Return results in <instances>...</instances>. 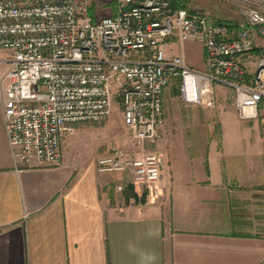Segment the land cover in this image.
<instances>
[{
  "label": "built area",
  "instance_id": "2783aa9c",
  "mask_svg": "<svg viewBox=\"0 0 264 264\" xmlns=\"http://www.w3.org/2000/svg\"><path fill=\"white\" fill-rule=\"evenodd\" d=\"M227 1L241 8L235 28L171 0H116L104 16L90 14V0H0V101L16 168L60 164L65 138L105 122L118 96L133 149L111 148L96 171L126 174L154 199L164 162L146 145L162 139L172 81L187 104L214 106L221 86L240 119L264 108V0ZM174 38L201 43L204 69L168 53ZM254 48L261 54L249 71Z\"/></svg>",
  "mask_w": 264,
  "mask_h": 264
},
{
  "label": "crops",
  "instance_id": "0c3cea01",
  "mask_svg": "<svg viewBox=\"0 0 264 264\" xmlns=\"http://www.w3.org/2000/svg\"><path fill=\"white\" fill-rule=\"evenodd\" d=\"M193 46L204 69L201 43L174 38L167 48L189 64L185 51ZM174 129L164 122L154 145L164 162L157 196L125 204L114 194L120 173L69 159L66 138L60 164L16 168L0 101V264H262L264 234L246 216V193L224 173L216 146L197 139L188 155Z\"/></svg>",
  "mask_w": 264,
  "mask_h": 264
},
{
  "label": "rangeland",
  "instance_id": "374dc122",
  "mask_svg": "<svg viewBox=\"0 0 264 264\" xmlns=\"http://www.w3.org/2000/svg\"><path fill=\"white\" fill-rule=\"evenodd\" d=\"M25 2L27 0H17ZM116 0H90V9L96 16H104L114 12ZM188 10H198L194 4L208 6L211 15L220 20L237 23L240 19V6L227 0H171ZM193 7V8H192ZM186 55L192 68L202 69V57L198 46H193ZM261 49L254 48L250 53L249 71L254 70ZM178 83L172 81L165 90L163 97L164 122L170 123L175 129L173 137L178 140L179 148L191 155L198 148L197 139L214 144L222 157L223 171L229 174L234 187L246 193L243 208L246 216L255 223L254 229L264 234V108L257 117L251 120L240 119L232 104V93L228 89H214L215 103L212 107L192 105L183 102L177 89ZM84 130L89 134H83ZM163 138V136H162ZM63 150L69 159L82 163L88 158L96 160L114 147L127 151L133 149L132 140L123 125L120 98L115 96L112 101L110 117L103 123L79 125L75 132L66 137ZM162 140V139H161ZM203 143V142H202ZM149 151L154 145H146ZM156 151V150H153ZM118 174V173H116ZM120 179L113 182L114 194H123L127 187L136 195L124 203L141 202L142 196L134 190L130 177L118 174ZM112 182V180H110ZM122 191L117 190V185ZM146 197V196H145ZM264 264V262L262 263Z\"/></svg>",
  "mask_w": 264,
  "mask_h": 264
},
{
  "label": "trees",
  "instance_id": "16d2710c",
  "mask_svg": "<svg viewBox=\"0 0 264 264\" xmlns=\"http://www.w3.org/2000/svg\"><path fill=\"white\" fill-rule=\"evenodd\" d=\"M172 6H173V7H176V8H183L182 6H180V5H176V4L173 3V2H172ZM90 14L93 15L91 9H90ZM219 22H222V23H224V24H227V25H229V27H231V28H235V27L237 26V23H234V22L223 21V20H220ZM177 89H178V88H177ZM131 188H132V187H131ZM131 188L128 189V188L126 187V188L124 189V191H123V194H124L123 196H124V198L127 199V200H128L129 198H132V197L136 198V195L132 192ZM143 196H144V197H142L141 202H145V200H146L145 194H144Z\"/></svg>",
  "mask_w": 264,
  "mask_h": 264
}]
</instances>
